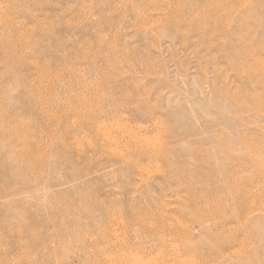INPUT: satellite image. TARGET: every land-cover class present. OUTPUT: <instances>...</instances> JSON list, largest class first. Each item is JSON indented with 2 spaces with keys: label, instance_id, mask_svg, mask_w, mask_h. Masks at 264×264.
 <instances>
[{
  "label": "rangeland",
  "instance_id": "1",
  "mask_svg": "<svg viewBox=\"0 0 264 264\" xmlns=\"http://www.w3.org/2000/svg\"><path fill=\"white\" fill-rule=\"evenodd\" d=\"M0 264H264V0H0Z\"/></svg>",
  "mask_w": 264,
  "mask_h": 264
},
{
  "label": "bare ground",
  "instance_id": "2",
  "mask_svg": "<svg viewBox=\"0 0 264 264\" xmlns=\"http://www.w3.org/2000/svg\"><path fill=\"white\" fill-rule=\"evenodd\" d=\"M128 136V135H127ZM141 139V138H140ZM143 262V261H142Z\"/></svg>",
  "mask_w": 264,
  "mask_h": 264
}]
</instances>
